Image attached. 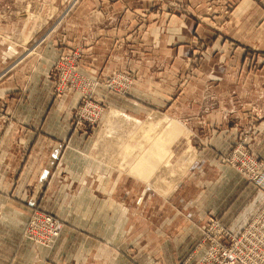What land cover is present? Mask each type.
Here are the masks:
<instances>
[{"label":"rangeland","instance_id":"1","mask_svg":"<svg viewBox=\"0 0 264 264\" xmlns=\"http://www.w3.org/2000/svg\"><path fill=\"white\" fill-rule=\"evenodd\" d=\"M97 1L96 10L90 5L78 12L83 0H0V48L14 49V38L31 39L37 45L54 39L58 48H64L62 40L67 34L75 37L78 24L116 26L122 19L132 22L137 17L129 6L139 0ZM110 2L114 5L108 9ZM178 4L180 16H166L165 26L158 30V45L154 43L147 57L131 52L116 59L115 71L89 72L81 78L77 71L62 74L57 68H67L71 61L76 70L80 49L72 48L69 63L60 58L52 69L54 96L70 92L66 95H76L77 101L78 90L86 93V113L78 114L83 107L78 94L71 128L81 129L94 141L93 156L106 164L101 173L112 167L121 177L116 192L118 230L123 233L110 237L116 242L120 264H175L170 241L177 235L158 229L188 223L189 215L199 208L194 202L205 185L218 188L222 165L256 186L225 161L237 144L227 154L211 157L205 151V132L220 124L225 113L231 117L242 108L236 100L231 106L228 103L236 97L240 76L228 74V69L264 67V0H179ZM178 17L182 22L179 45L176 39L175 44L167 41ZM179 46L181 52L176 54ZM104 62L111 64L108 59ZM88 64L94 70L92 61ZM6 77L0 74V83ZM60 86L66 87L60 90ZM79 115H84L80 122ZM187 251H178L181 259L189 258L192 251Z\"/></svg>","mask_w":264,"mask_h":264},{"label":"crops","instance_id":"2","mask_svg":"<svg viewBox=\"0 0 264 264\" xmlns=\"http://www.w3.org/2000/svg\"><path fill=\"white\" fill-rule=\"evenodd\" d=\"M177 2L139 0L129 6L137 13L132 22L122 19L116 26L100 27L92 21L78 24L75 37L67 34L62 40L64 48H58L54 39L37 45L31 39L21 42L13 37L17 43L14 49L0 48V74H7L0 83V264L122 262L117 257L116 242L110 239L123 233L118 230L120 208L116 192L121 177H117L112 167H108L106 174L101 173L106 164L93 156L94 141L81 129L71 128V112L78 105L81 93L77 91V101L76 95H66L69 91L54 96L52 69L60 58L70 60L72 48L80 49L76 71L81 78L89 72L115 71L116 59L131 56V52L147 57L154 43L158 45V30L165 26L166 16H180L177 8L182 5ZM99 4L97 0H83L77 10L80 12L90 5L96 10ZM111 4L108 3V9ZM129 22L134 29L129 27ZM181 24L178 17L177 28L169 32L167 41L175 44V39L181 36ZM27 45L29 50L25 48ZM158 50L157 46L155 51ZM179 52L180 46L176 54ZM106 59L111 64H105ZM90 61L94 70L89 69ZM244 69H228V74L240 75L236 79V97L228 99V103L231 106L236 100L242 108L231 117L225 113L220 124L207 129L205 151L217 157L243 142L264 164V67ZM132 102L136 104L135 100ZM221 167L218 188L213 183L205 185L204 193L194 202L199 208L189 213L188 223L158 229L164 234L177 235L170 241L172 263L198 264L202 260L209 248L203 236L209 221L217 222L230 235L238 237L259 218L264 208V190L248 183L231 167ZM34 212L52 215L63 224L51 248L24 237ZM186 250L192 251L189 258L181 259L182 253L178 255V251Z\"/></svg>","mask_w":264,"mask_h":264},{"label":"built area","instance_id":"3","mask_svg":"<svg viewBox=\"0 0 264 264\" xmlns=\"http://www.w3.org/2000/svg\"><path fill=\"white\" fill-rule=\"evenodd\" d=\"M70 63V65L67 64V68L65 65L57 68L62 74L75 73V67L71 61ZM65 87L60 86V90ZM85 96L86 93L80 94V98H83V103L81 102L83 107L78 114H85V109L88 108L84 104ZM83 116L79 115L77 121L80 122V117ZM95 116L97 118V115ZM231 152L225 160L226 163L248 177L259 189L264 190L263 163L249 153L243 142L237 144ZM61 231L62 223L57 218L46 213L34 212L29 218L24 237L38 245L51 248ZM203 236L209 248L198 264H264V208L255 223L249 225L238 237L230 235L215 221L208 224L203 231Z\"/></svg>","mask_w":264,"mask_h":264}]
</instances>
